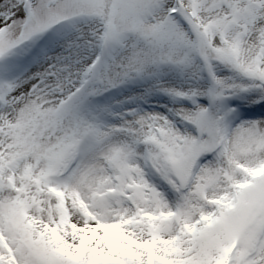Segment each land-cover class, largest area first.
Listing matches in <instances>:
<instances>
[{
    "label": "snow or ice",
    "instance_id": "1",
    "mask_svg": "<svg viewBox=\"0 0 264 264\" xmlns=\"http://www.w3.org/2000/svg\"><path fill=\"white\" fill-rule=\"evenodd\" d=\"M0 264H264V0H0Z\"/></svg>",
    "mask_w": 264,
    "mask_h": 264
}]
</instances>
